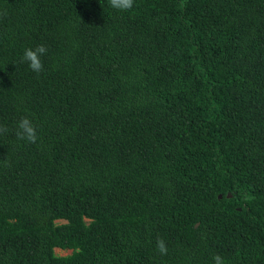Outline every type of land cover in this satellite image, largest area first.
Listing matches in <instances>:
<instances>
[{"label":"trees","instance_id":"trees-1","mask_svg":"<svg viewBox=\"0 0 264 264\" xmlns=\"http://www.w3.org/2000/svg\"><path fill=\"white\" fill-rule=\"evenodd\" d=\"M0 126V264H264V0H0Z\"/></svg>","mask_w":264,"mask_h":264},{"label":"clouds","instance_id":"clouds-1","mask_svg":"<svg viewBox=\"0 0 264 264\" xmlns=\"http://www.w3.org/2000/svg\"><path fill=\"white\" fill-rule=\"evenodd\" d=\"M135 0H109V4L113 9L118 11H129L134 7ZM47 54V48L44 45H37L34 48H26L22 57V62H26L28 67L34 73L39 74L43 70V60ZM6 127L0 126V133L7 132ZM16 136L18 140L26 141L34 144L38 140V132L32 119L28 116L22 117L17 124ZM66 223V221H65ZM156 248L161 256H166L168 249L163 239H157ZM213 264H225V260L220 255L212 257Z\"/></svg>","mask_w":264,"mask_h":264},{"label":"rangeland","instance_id":"rangeland-1","mask_svg":"<svg viewBox=\"0 0 264 264\" xmlns=\"http://www.w3.org/2000/svg\"><path fill=\"white\" fill-rule=\"evenodd\" d=\"M59 223L63 224V223H65V221H59ZM55 251H56V254L58 256H68L72 253L71 251H65V250H61L59 248H57Z\"/></svg>","mask_w":264,"mask_h":264},{"label":"water","instance_id":"water-1","mask_svg":"<svg viewBox=\"0 0 264 264\" xmlns=\"http://www.w3.org/2000/svg\"><path fill=\"white\" fill-rule=\"evenodd\" d=\"M219 198L221 199L222 196H219ZM228 198H231V194L228 195ZM198 225H199V224H197V226H198Z\"/></svg>","mask_w":264,"mask_h":264}]
</instances>
